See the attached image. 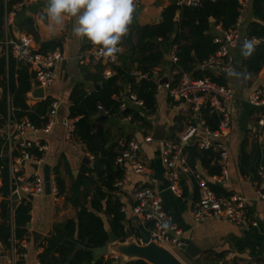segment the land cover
<instances>
[{"label": "crops", "instance_id": "1", "mask_svg": "<svg viewBox=\"0 0 264 264\" xmlns=\"http://www.w3.org/2000/svg\"><path fill=\"white\" fill-rule=\"evenodd\" d=\"M178 1L179 0H136V11L132 24L139 26L156 24L161 20L163 9ZM237 1L239 5L238 8H240L241 0ZM44 8L45 0H35L27 7L17 11L16 14L11 17V23H8L6 20L10 11L6 13L4 35L0 38V40H2L5 36H8L12 39H16L23 34H30L20 30V24L29 18L34 21L37 30V39L33 37L35 49L39 51L41 43L54 40L58 42L56 49L60 50L64 56V59L55 66V81L52 85L43 88V97H35L32 94L33 90L38 88L34 82L33 75L30 78L31 88L26 94L30 104H35L39 100L45 98L57 100L58 109L54 123L47 132L40 130L36 133H28L29 137L41 140L46 148L41 163L38 165L32 163H25L22 165V171L26 176H30L36 172L43 181V190L40 194L33 196L31 200L25 197L31 204L30 220L28 222L31 227H26L30 232V238L26 240L27 244L23 256L24 264H39L37 254L42 250V248L38 246L39 242L50 234L56 224H61L70 218L76 220L79 207L74 206L68 199L70 187L73 180L84 167V164L89 167H93L94 165V156L86 151L85 145L80 139H75L73 137L71 140H68L65 137L67 127L64 121H76L77 119V117H68L69 107L72 103L70 101L72 87L76 83L82 82L86 92H91L100 85V80L96 81L93 79L94 75L108 78L116 73L115 67L121 65L119 59L116 63L99 62L97 64H92L86 57V54L93 46L86 40L78 39L72 35L71 28L73 21L71 19L66 20V26L62 33L55 36L50 35L49 29L46 26L47 22L42 19ZM178 17L179 15L176 14L175 19L177 20ZM255 20L264 24V20L254 13L252 9V0H248L242 11L241 22L237 28L239 38L234 45L229 47L232 67L237 71L250 74L249 79L237 81L229 77L227 72L221 71L218 67L207 68L203 65V62L207 58L202 63L197 64L196 68L202 71H209L216 77L222 76L225 83L230 85L234 90V99L232 101H222L221 103V105L230 112L231 116L230 129L228 134L224 137L228 149L227 167L229 181L223 185H215L222 189V192L226 194L225 196L237 194L244 197L246 199L248 213L258 222L257 226L236 225L228 220L215 218L195 223L192 219L191 209L197 201L198 192L194 178L188 172L181 171L179 173V184L183 197L178 198L167 188L166 167L161 158L164 143L167 140L177 143L178 136L185 129L186 125L189 123L198 124L200 122L197 119H193L191 109L186 102L183 100H172L168 97L165 89L162 88L156 90L155 113L148 114L144 108L143 101L137 97L136 93L130 92V83L123 78L120 82L122 89L114 98L121 101V109L130 107L138 111L141 116L148 121V125L145 126L139 120H132L131 114H113L111 116H106V113L99 110L97 107L98 111L95 117L98 119H104L106 117L104 119L106 121L102 126L108 134L107 145L118 144L125 148L130 141L137 142L139 145L138 158L142 160L146 166L144 172H130L122 188L116 192L113 191V194L117 195L118 199L122 202L121 207L123 206L126 208V211H123L127 214L123 222L124 226L126 223H128L130 227L132 226V219L129 211L132 190L138 186L152 188L158 192L165 209L173 215L175 222L183 228V238L192 241L200 249V253L195 258L188 257L193 264H264V201L260 200L255 192L258 181L257 170L260 166L264 167V164L260 163L255 172H252L249 168H246V173H242L240 170L242 149L245 150L250 157H253V152L256 150H260V153L264 155L261 150L264 145V107L252 106L247 100L253 91L264 85V63L256 72H247L243 65L246 58L242 57L240 54V45L245 38H248V26ZM209 21V32L214 35L213 39L216 36L221 37L224 29L220 24H216L212 17L209 18ZM14 26L18 28V31L14 30ZM133 40L135 41V39ZM256 42L257 44L263 43L260 41ZM121 44L124 47L123 53H125L128 49L127 45ZM159 45L162 50L163 61L153 69L152 78L157 84H160L158 82L159 80L165 79L167 82H172L174 74L176 73V70L172 68V64L177 62V60L173 61L170 58V51L172 46H177V44L166 41ZM73 57L77 58V63L75 73L71 75L69 73L70 65L68 61ZM28 70L31 73L29 67ZM127 71L136 81L142 78L139 77L138 74L143 72L137 69L135 63H130ZM184 72L188 71L181 72L180 77ZM188 73L192 75V72ZM144 74L149 76L148 73ZM86 75L87 79L85 78ZM180 77L178 79H180ZM131 93L142 101V105L137 104L130 98ZM3 94L4 89L0 86V99ZM6 96H9V94ZM207 106H209V103ZM206 109L208 108H204L201 111V117L205 124L206 121L202 113ZM213 111H215V109ZM101 115H105V117L100 118ZM95 117H92V120H94ZM92 130L94 131L95 129L92 128ZM4 131L5 127L2 125L0 134L2 135ZM159 132L166 135V139H152V136ZM146 137H151L150 141H146ZM84 157H87L93 164L91 165V163L84 162ZM214 158L209 162L210 167L215 165ZM251 162L252 160H250V163ZM117 164L119 163L116 161V168H121L123 172L128 167L127 164H119L120 166L117 167ZM188 165L191 166L189 163ZM194 165L195 168L201 172L202 176L207 179L215 175L210 174L207 167L202 164L199 159L195 160ZM57 176L64 182V190L61 194H56L54 192ZM98 184L99 183L95 182H86L80 187L82 191L80 197L81 202L84 203L89 210H91L90 200L94 192L98 189ZM1 185L2 178L0 175V186ZM101 188L103 191H106L104 186ZM102 202H104V200H102ZM97 213L102 218L104 227L108 231L110 229L108 226V215L103 211ZM33 230L42 235L36 247L32 245L31 231ZM12 245H14V241ZM12 247L4 249L2 246L5 254L4 256H0V264H7V258L9 253H11ZM105 256L107 257L108 253L105 254Z\"/></svg>", "mask_w": 264, "mask_h": 264}, {"label": "trees", "instance_id": "2", "mask_svg": "<svg viewBox=\"0 0 264 264\" xmlns=\"http://www.w3.org/2000/svg\"><path fill=\"white\" fill-rule=\"evenodd\" d=\"M21 0H0V38L4 35L5 15L13 10L14 6ZM237 0H200L197 5H185L172 3L166 6L161 14L160 22L156 24L130 26L128 35L122 43L127 45V51L119 56L121 65L115 67L116 73L108 78L93 76L96 81L100 80V85L91 92H86L82 82L76 83L70 93L68 117L75 118L73 137L80 139L86 151L94 156V165L89 167L84 164L79 174L73 180L70 187L68 199L74 206H78L76 220L67 219L61 224H56L50 234L39 242L42 250L37 254L39 264H120L118 260L106 257L105 255H95L94 248L107 243L108 233L104 227V222L97 212L103 211L108 215V226L114 235L123 240L125 238L124 221L126 213L120 211L122 202L113 191H117L114 182L121 178L123 170L116 168V158L124 148L118 144L107 145L108 134L102 126L106 121L96 118L97 107L101 105L107 111L106 116L113 114H131L132 120H139L145 126L148 125L138 111L132 108L121 109V101L114 96L120 93V82L123 78L130 83V92L136 93L137 97L143 101L144 108L148 114L156 111V90L157 83L153 80V69L163 61V54L160 43L168 42L177 44V62L172 64L176 70L173 81L175 84L181 72H192L193 77L199 78L209 76L218 84L226 85L222 76H213L209 71H202L196 68L208 56L214 53L218 47L213 42V34L209 32L212 17L216 24H220L224 30H228L235 23L239 14ZM254 13L264 20V0H252ZM176 14L179 15L175 19ZM20 30L33 35L37 39V30L32 19H26L20 24ZM248 38H264V24L259 21H252L247 30ZM135 39V41L133 40ZM159 39V40H158ZM58 42L54 40L45 41L40 45V52H47L56 49ZM130 63H135L137 69L143 73H148V77H143L136 81L127 72ZM264 63V43L256 45L254 53L246 58L243 65L247 72H256ZM28 70V65L16 60L11 54L0 53V86L4 89V94L0 99V128L7 115V94L10 96L11 113L15 120L27 118L37 127H42L47 122V112L52 99H41L35 104H30L26 97L31 88L30 78L32 76ZM87 79V75L85 76ZM206 125L214 130L217 128L219 116L215 111L208 109L202 113ZM92 117H95L92 120ZM92 128L95 130L93 131ZM4 137L0 134V153L3 149ZM17 152L15 148L14 153ZM184 152L187 155V162L195 168V160L199 159L204 164L210 174H217L216 165L209 166L210 160L215 157L214 151L201 150L195 144L185 145ZM250 160L252 162L250 163ZM260 163L264 164V155L260 150L253 152L250 157L245 150H241L240 170L246 173V168L252 172ZM0 164H4L0 186V247L4 249L15 246L20 253L25 252V248L19 244L22 240L30 238V232L26 228L30 220V201L22 197L11 202L9 199V187L7 178L6 159L0 156ZM57 171V169H56ZM94 176V177H93ZM86 182H95L98 189L94 192L90 203L91 210L81 202L82 191L80 187ZM102 186L106 191L102 190ZM217 195H226L222 189L215 184H211ZM56 187L58 194L64 190L63 180L57 176ZM104 200V202H102ZM133 231V228H131ZM139 235V231H133ZM14 241V245L12 242ZM12 245V246H11ZM18 264H24L23 257ZM125 264H149L144 260L137 259L128 261ZM218 264V263H213Z\"/></svg>", "mask_w": 264, "mask_h": 264}, {"label": "built area", "instance_id": "3", "mask_svg": "<svg viewBox=\"0 0 264 264\" xmlns=\"http://www.w3.org/2000/svg\"><path fill=\"white\" fill-rule=\"evenodd\" d=\"M35 0H21L13 10L8 13L6 20L11 23V17L24 7H27ZM200 0H179L178 4L197 5ZM248 0H241L239 14L236 22L228 30L222 31V36L214 37L213 41L218 44L216 51L210 55L203 65L207 68L218 67L221 71L227 72L232 67V59L229 54V47L234 45L239 38L238 26L241 22L242 11ZM246 39V38H245ZM264 43V38L251 37ZM121 51L116 54L115 60L105 58L101 55L97 47H92L87 51L86 57L92 64L99 62L116 63L118 57L123 53L124 47L120 44ZM177 46L173 45L170 51V58L177 60ZM0 53L11 54L16 60L28 65L33 74V79L38 87L45 88L53 84L56 78L55 66L64 59L60 50L55 49L47 52H39L34 47V38L30 34H23L16 39L5 36L0 40ZM139 77H147V74H138ZM165 89L167 95L172 100H183L190 109L193 119L200 122L198 124L189 123L179 134L178 142L166 141L162 149V162L166 167L167 188L178 198L183 197L179 184V173L181 171L190 173L197 186L198 198L191 209L192 219L195 223L203 222L207 219L228 220L236 225L257 226L258 222L253 219L247 210L246 199L240 195L233 194L229 196H219L212 189L211 184L223 185L229 181V172L227 167L228 149L224 137L228 134L231 124L230 112L221 105L222 101H232L234 99V90L230 85L218 84L209 76L194 78L190 73H182L179 81L175 84L166 82L157 84V90ZM130 98L137 104L142 105V101L131 93ZM248 103L255 107H264V85L257 88L248 97ZM209 103V106H207ZM208 108L219 116L217 128L210 130L201 117V111ZM58 101L50 102L47 112V122L42 127H37L27 118L15 120L11 113L10 97L7 96V115L3 123L5 131L4 147L0 156L6 159L7 178L9 187V198L16 193L21 199L28 195L35 196L42 192L43 181L36 172L26 176L22 171V165L32 163L38 165L43 160L45 144L36 138H31L28 133L38 131L47 132L54 123L57 115ZM98 109L107 113L101 105ZM75 120H65L66 133L68 140L73 138ZM151 137H146L150 141ZM195 144L201 150H211L216 153L214 158L215 165L218 167V173L210 179L202 176L197 168L188 165L184 152L185 145ZM15 148L17 152L14 153ZM261 150L264 153V145ZM139 145L135 141H130L117 156L116 161L119 164H127L121 178L114 182V187L120 190L125 184L130 172L141 173L146 170L142 160L138 158ZM5 168L0 164V171ZM258 181L256 184V195L264 201V167L260 166L257 170ZM57 194V187H54ZM18 199V200H19ZM15 202V201H14ZM129 211L132 219L133 231H143L151 239L156 240L172 252L175 249H181L184 230L175 222L173 215L165 209L162 200L155 190L147 186H138L132 190L131 203ZM126 211L125 207L120 208ZM167 225V227H165ZM138 242L143 243V238L134 234ZM26 240L20 242V246L25 248ZM24 253L17 251L16 247L11 248V253L7 258V264H18V261ZM107 257L119 260L117 254H108Z\"/></svg>", "mask_w": 264, "mask_h": 264}, {"label": "clouds", "instance_id": "4", "mask_svg": "<svg viewBox=\"0 0 264 264\" xmlns=\"http://www.w3.org/2000/svg\"><path fill=\"white\" fill-rule=\"evenodd\" d=\"M44 15L50 35L62 33L66 20L71 19L72 35L97 47L102 56L115 60L118 47L128 35L134 20L136 0H45ZM254 39H244L240 54L250 57L256 48ZM235 80H247L250 74L227 69ZM167 227V225H165Z\"/></svg>", "mask_w": 264, "mask_h": 264}, {"label": "water", "instance_id": "5", "mask_svg": "<svg viewBox=\"0 0 264 264\" xmlns=\"http://www.w3.org/2000/svg\"><path fill=\"white\" fill-rule=\"evenodd\" d=\"M14 30L18 31V28L14 26ZM69 73L72 75L76 70L77 58L73 57L69 59ZM160 84L166 83L167 80H159ZM96 86V84H95ZM35 97H43L44 89L42 87L35 88L32 92ZM105 115H101L100 118H104ZM32 134V133H31ZM152 139H166V135L163 133H155ZM86 163H91L87 157L83 158ZM120 165L117 164V167ZM33 196L28 195V199H32ZM19 199L16 193L10 196V201L14 202ZM27 228H30V223H27ZM108 240L107 243L94 248L95 255L105 254H117L120 256L119 263L125 264L128 261L141 259L149 264H185L180 258L172 252L170 249L160 244L154 239H151L143 231L140 232V236L143 238V243L137 241L133 235V231L128 223L125 224V238L123 240L118 239L111 229L107 231ZM32 234V245L37 246L39 239L42 237L37 231H31ZM182 245L181 250L191 258H195L199 253L200 249L190 240L181 238ZM2 246L0 247V256H4Z\"/></svg>", "mask_w": 264, "mask_h": 264}, {"label": "rangeland", "instance_id": "6", "mask_svg": "<svg viewBox=\"0 0 264 264\" xmlns=\"http://www.w3.org/2000/svg\"><path fill=\"white\" fill-rule=\"evenodd\" d=\"M175 252L176 255L180 258V260H182L185 264H193V262H191L190 259L188 258L189 256L186 255L181 249H175Z\"/></svg>", "mask_w": 264, "mask_h": 264}]
</instances>
